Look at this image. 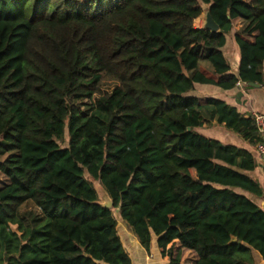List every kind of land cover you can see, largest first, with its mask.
I'll list each match as a JSON object with an SVG mask.
<instances>
[{
    "label": "trees",
    "instance_id": "16d2710c",
    "mask_svg": "<svg viewBox=\"0 0 264 264\" xmlns=\"http://www.w3.org/2000/svg\"><path fill=\"white\" fill-rule=\"evenodd\" d=\"M203 6L218 32L195 28ZM103 77L118 86L93 101ZM238 83L264 86V0H0V264H133L114 214L167 264L174 241L195 264H264L254 119L207 98L252 151L198 133L195 87Z\"/></svg>",
    "mask_w": 264,
    "mask_h": 264
},
{
    "label": "crops",
    "instance_id": "0c3cea01",
    "mask_svg": "<svg viewBox=\"0 0 264 264\" xmlns=\"http://www.w3.org/2000/svg\"><path fill=\"white\" fill-rule=\"evenodd\" d=\"M198 20V19H197ZM238 23V30L242 26V22L236 20ZM197 29H201V27H196ZM204 28V27H202ZM236 32V31H234ZM223 53L227 60H232L234 63V67L231 66L232 72H236L239 65V52L237 47L234 44L227 45ZM259 86V85H258ZM199 92V93H198ZM194 96L199 99V105L201 106V116L203 118V126L198 130V133L204 135L207 138L217 140L223 144H233L239 148L246 149L252 151V148L238 139V137L232 132L226 130L223 126H219L216 124L215 120L212 119V111L210 107L205 104V100L207 98H216L224 101L227 105L235 108L239 113L245 116H251L252 114L262 115L264 116V86H259L255 88H251L248 85L240 84L236 86L233 91L224 92L218 88L210 87V86H196ZM209 124V126H207ZM264 139V138H263ZM227 140V141H226ZM257 168L253 172L247 173L250 177L256 179L261 185L264 183V171L260 166L259 162H257ZM0 182L2 185L6 184L7 180L5 177L1 176ZM0 186V187H1ZM264 188V187H263ZM261 202V201H258ZM260 206V205H259ZM120 227V232L117 234L120 238V234L124 239L125 243H122L124 249L126 246L129 247V251L127 248L125 249L132 260L133 264H167L169 258L167 256L162 257L155 245V241L151 247L150 253H147L138 243L134 234L124 223H118ZM121 240V238H120ZM173 253L180 254L181 261L180 264H195L197 261V256L194 252L188 251L185 249H180L179 242H173ZM172 245H169L167 249H169ZM255 264H263L260 259H255Z\"/></svg>",
    "mask_w": 264,
    "mask_h": 264
},
{
    "label": "rangeland",
    "instance_id": "374dc122",
    "mask_svg": "<svg viewBox=\"0 0 264 264\" xmlns=\"http://www.w3.org/2000/svg\"><path fill=\"white\" fill-rule=\"evenodd\" d=\"M80 1H83V0H80ZM203 9H204V12H203V14H202V16L198 19V20H196L195 22H194V26H195V28L196 27H204V25H205V13H206V7L205 6H203ZM233 28H234V31H238V23L237 22H235L234 21V23H233ZM229 43L230 44H234V42L232 43V42H230L229 41ZM229 45V44H228ZM234 46H236L235 44H234ZM229 64H230V66H232V67H234V63L232 62V60L231 59H229ZM118 86V83H116L115 81H113V80H111V79H108V78H106V77H103L102 78V80H101V82H100V85H99V87H98V91H97V93L95 94V96L93 97V101H95V100H97L99 97H101L103 94H105V93H108V92H111L114 88H116ZM199 93V92H198ZM207 126H209V124H207ZM227 141V140H226ZM229 145H233V144H229ZM0 179H2L1 177H0ZM1 182H0V186H1ZM94 184V187H95V189H96V191H97V193H98V197H99V201L100 202H102V200H103V193H102V189H101V187L99 186V184L98 183H93ZM263 187H264V183H263V185H262ZM253 201H255L256 202V204H258V205H260V207H263V204H264V202H258L257 200H254L253 199ZM39 215V211H38V209H36L31 203H27V204H24L21 208H20V216L22 217V219L25 221V224L27 225L34 217H36V216H38ZM114 217H115V219L117 220V222L118 223H124L127 227H128V225L125 223V222H123L119 217H118V215L117 214H114ZM120 227H121V225H119L118 226V233L120 232ZM11 229L13 230V231H15L16 230V227L15 226H12L11 227ZM122 234V233H121ZM120 234V238H121V241H122V243H125V241H124V239L122 238V235ZM124 247V246H123ZM126 248H127V250L129 251V247L128 246H126ZM125 248V249H126Z\"/></svg>",
    "mask_w": 264,
    "mask_h": 264
},
{
    "label": "water",
    "instance_id": "95a60500",
    "mask_svg": "<svg viewBox=\"0 0 264 264\" xmlns=\"http://www.w3.org/2000/svg\"><path fill=\"white\" fill-rule=\"evenodd\" d=\"M204 29L208 30V31H210L212 33H216L219 30V27L213 21V19H212L211 15L209 14V12L205 13ZM248 86L251 87V88L259 87L256 84H248ZM102 193H103V200H102V202H100L101 207H103L104 209H108V210L112 209V205L113 204H112V201L110 200L108 194L103 189H102ZM235 241L236 240L233 239V242H235Z\"/></svg>",
    "mask_w": 264,
    "mask_h": 264
},
{
    "label": "built area",
    "instance_id": "2783aa9c",
    "mask_svg": "<svg viewBox=\"0 0 264 264\" xmlns=\"http://www.w3.org/2000/svg\"><path fill=\"white\" fill-rule=\"evenodd\" d=\"M240 84L241 83H238L237 86H239ZM251 117L254 119L258 133L260 134L262 138V143L258 144L255 147V151H256L257 160L264 171V139H263L264 138V116L252 114Z\"/></svg>",
    "mask_w": 264,
    "mask_h": 264
},
{
    "label": "bare ground",
    "instance_id": "6f19581e",
    "mask_svg": "<svg viewBox=\"0 0 264 264\" xmlns=\"http://www.w3.org/2000/svg\"><path fill=\"white\" fill-rule=\"evenodd\" d=\"M263 210H264V204H263Z\"/></svg>",
    "mask_w": 264,
    "mask_h": 264
}]
</instances>
